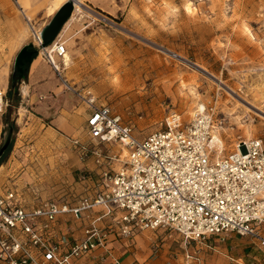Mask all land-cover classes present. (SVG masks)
<instances>
[{
  "label": "rangeland",
  "instance_id": "1",
  "mask_svg": "<svg viewBox=\"0 0 264 264\" xmlns=\"http://www.w3.org/2000/svg\"><path fill=\"white\" fill-rule=\"evenodd\" d=\"M79 3L59 33L67 48L60 71L40 59L41 83L49 86L37 90L34 84L33 96L23 97L29 83L22 82L19 105H7L0 114V148L11 132L0 156V191L5 185L29 201L37 197L71 204L93 197L101 185L99 167L92 158H81L73 139L115 155V168L126 159L120 143L89 139L86 105L65 83L75 91L90 89L97 104L111 107L134 125L139 139L163 128L170 113L188 120L205 106L223 118V127L214 134L222 154L242 140L260 138L264 143V0ZM26 22L15 0H0V39L20 35L33 45V32L39 29ZM15 43L0 47L9 75L22 47ZM40 94L47 96L42 99ZM37 105H43L47 116L35 110ZM137 234L150 239V257L163 243L176 253L194 247L172 230ZM203 244L198 246L218 255V241L210 238ZM242 254L249 264L245 251Z\"/></svg>",
  "mask_w": 264,
  "mask_h": 264
},
{
  "label": "built area",
  "instance_id": "2",
  "mask_svg": "<svg viewBox=\"0 0 264 264\" xmlns=\"http://www.w3.org/2000/svg\"><path fill=\"white\" fill-rule=\"evenodd\" d=\"M59 35L57 36V38ZM55 39L43 46L34 30L33 46L59 72L67 48ZM87 108L86 128L98 144L118 142L127 150L117 168L115 155L73 139L81 158L99 167V191L71 204L33 198L17 188L0 191V262L4 264H74V259L103 246L109 237L129 238L144 230H172L185 243L235 234L264 249V143L239 141L222 154L214 134L223 126L213 107L196 108L188 120L170 113L163 128L139 139L134 125L111 107L97 104L90 89L75 91ZM8 100L0 88V114ZM95 210L82 237L60 232L58 219L82 220Z\"/></svg>",
  "mask_w": 264,
  "mask_h": 264
},
{
  "label": "crops",
  "instance_id": "3",
  "mask_svg": "<svg viewBox=\"0 0 264 264\" xmlns=\"http://www.w3.org/2000/svg\"><path fill=\"white\" fill-rule=\"evenodd\" d=\"M15 1L23 18L27 19L28 22L26 23H29L30 27H35L34 29H42L57 10L50 11V8L54 6L57 0ZM85 1L88 2V4L93 3V0ZM18 36L16 39H13V35H9L5 39H0V47L1 45L3 47H10L16 41L18 42L17 45L15 43L17 47H23L30 44L25 41V37H20V35ZM40 59L42 58L37 55L29 66L27 78L29 84L26 88V94L23 93V97L33 96L34 91H31V86L34 84H37V90H45L47 86H49L47 83H41L44 74L41 73L42 67L39 63ZM8 80L9 64L2 58L0 53V88L6 90L8 87ZM39 96L43 99L47 95L40 94ZM39 103L42 104L45 103V101H39ZM42 109L43 105L35 106V110L44 116H47L41 111ZM56 120V118L52 119V121L57 122ZM58 123L62 125V122ZM87 180L90 179L88 178ZM27 202L30 201L27 200ZM93 212H95V210L89 213L90 217L82 220L64 218L58 219V229L60 232L68 233L70 237L80 238L83 234V228L89 223L93 222L99 226L105 223L104 220L94 222L93 216L95 214H93ZM262 231L264 232V227L262 228ZM210 238L218 241L221 247L218 251H216L218 255H210L207 253V249L203 248V246H198L200 244L204 245L203 243L205 240ZM149 240L146 241L144 237L137 233L133 237L129 238L109 237V240H107L103 246L93 249L89 254L81 258L74 259V264H246L247 262L244 261V255L242 254L244 251L249 264H264V249L259 248L256 242L248 237H240L238 235L231 234L227 235L222 240L221 237L211 236L202 242L192 241L186 243L189 245L193 244L194 247L192 246L191 248L185 250L184 253H176V251L172 252L169 250V243H163L162 248L159 249L157 255L154 257H150L152 253ZM228 247L233 248L230 253L227 252ZM201 248H203V250H201ZM173 254H175L176 257H174ZM0 264L4 263L0 262Z\"/></svg>",
  "mask_w": 264,
  "mask_h": 264
},
{
  "label": "water",
  "instance_id": "4",
  "mask_svg": "<svg viewBox=\"0 0 264 264\" xmlns=\"http://www.w3.org/2000/svg\"><path fill=\"white\" fill-rule=\"evenodd\" d=\"M76 5L81 6L79 0H67L53 14L49 22L41 29L40 32L43 41V46L50 45L57 38L65 23L72 17ZM21 50H19V52L15 56L14 65L20 60V58L24 54V51ZM9 140L10 138L6 140L4 145L0 148V156L6 149Z\"/></svg>",
  "mask_w": 264,
  "mask_h": 264
},
{
  "label": "trees",
  "instance_id": "5",
  "mask_svg": "<svg viewBox=\"0 0 264 264\" xmlns=\"http://www.w3.org/2000/svg\"><path fill=\"white\" fill-rule=\"evenodd\" d=\"M22 49V50H21ZM24 51L23 56L14 65L12 72L9 75L8 87L6 91V98L8 100L9 108L18 106L20 103L19 86L28 78L29 66L33 59L37 56V49L32 44L25 45L21 48ZM9 101L11 103L9 104ZM8 108V109H9Z\"/></svg>",
  "mask_w": 264,
  "mask_h": 264
},
{
  "label": "bare ground",
  "instance_id": "6",
  "mask_svg": "<svg viewBox=\"0 0 264 264\" xmlns=\"http://www.w3.org/2000/svg\"><path fill=\"white\" fill-rule=\"evenodd\" d=\"M64 1H65V0H57L56 3L54 4V6L50 8V11H53V10H56V9L58 10V9L60 8L59 6H60ZM66 1H67V0H66ZM66 1H65V2H66ZM65 2H64V3H65ZM58 7H59V8H58ZM75 7H76V6H75ZM57 10H56V11H57ZM52 13H53V12H52ZM35 31H36V30H35ZM40 32H41V29H39V31H38L37 33H40ZM57 39H58V38H57ZM65 54H66V53H65ZM64 61H65V56H64L63 63H60V65H58V66H59V69H60L61 64H62V65L64 64ZM200 107H201V106H200ZM10 137H11V132H10V133L7 132L6 140H8ZM213 141H215V142H220V141H219V138H218L217 136H215V135L213 136Z\"/></svg>",
  "mask_w": 264,
  "mask_h": 264
}]
</instances>
